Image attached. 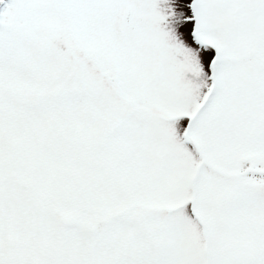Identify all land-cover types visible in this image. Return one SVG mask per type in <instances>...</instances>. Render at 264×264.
<instances>
[{
  "label": "snow or ice",
  "instance_id": "1",
  "mask_svg": "<svg viewBox=\"0 0 264 264\" xmlns=\"http://www.w3.org/2000/svg\"><path fill=\"white\" fill-rule=\"evenodd\" d=\"M0 264H264V0H0Z\"/></svg>",
  "mask_w": 264,
  "mask_h": 264
}]
</instances>
